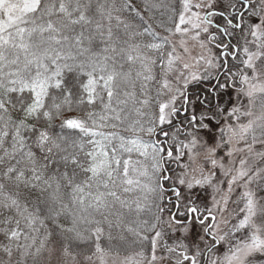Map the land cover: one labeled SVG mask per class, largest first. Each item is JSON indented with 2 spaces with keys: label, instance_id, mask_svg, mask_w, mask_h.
I'll return each mask as SVG.
<instances>
[{
  "label": "snow or ice",
  "instance_id": "snow-or-ice-1",
  "mask_svg": "<svg viewBox=\"0 0 264 264\" xmlns=\"http://www.w3.org/2000/svg\"><path fill=\"white\" fill-rule=\"evenodd\" d=\"M0 264H264V0H0Z\"/></svg>",
  "mask_w": 264,
  "mask_h": 264
}]
</instances>
